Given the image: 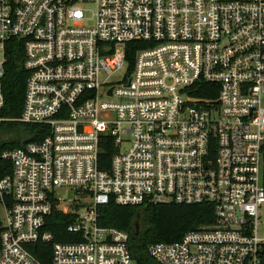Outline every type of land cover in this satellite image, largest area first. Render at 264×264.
Listing matches in <instances>:
<instances>
[{"label":"built area","instance_id":"1","mask_svg":"<svg viewBox=\"0 0 264 264\" xmlns=\"http://www.w3.org/2000/svg\"><path fill=\"white\" fill-rule=\"evenodd\" d=\"M12 40L18 121L46 134L0 152V264H41L37 243L51 264H135L128 233L99 224L111 202L211 206L147 247L158 264H264V0H0V110ZM52 211L73 241L45 229Z\"/></svg>","mask_w":264,"mask_h":264},{"label":"trees","instance_id":"2","mask_svg":"<svg viewBox=\"0 0 264 264\" xmlns=\"http://www.w3.org/2000/svg\"><path fill=\"white\" fill-rule=\"evenodd\" d=\"M131 57L132 52L129 51V61ZM21 60L22 51L16 46V41L8 42L5 75L2 81L4 105L0 110V152L20 148L28 142H38L46 134L44 127L40 125L23 124L18 121L27 76L20 66ZM103 151L101 167L105 169L112 155V148L108 145L103 146ZM10 174L9 162L0 159V180ZM98 214L101 226L128 233V249L135 264H158L147 253L150 244L177 242L187 232L213 222L212 208L208 204H166L138 208L118 206L111 202L99 207ZM69 222L67 215L52 211L46 220L45 229L54 234L55 241H73L72 236L65 232ZM135 223L138 224L136 235ZM28 248L41 264H51L49 245L37 243Z\"/></svg>","mask_w":264,"mask_h":264},{"label":"rangeland","instance_id":"3","mask_svg":"<svg viewBox=\"0 0 264 264\" xmlns=\"http://www.w3.org/2000/svg\"><path fill=\"white\" fill-rule=\"evenodd\" d=\"M88 201L89 200L87 198H84L82 203L87 204ZM261 217H262V223L264 224V212L261 214ZM3 219H4V211H3L2 207L0 206V222H2Z\"/></svg>","mask_w":264,"mask_h":264},{"label":"water","instance_id":"4","mask_svg":"<svg viewBox=\"0 0 264 264\" xmlns=\"http://www.w3.org/2000/svg\"><path fill=\"white\" fill-rule=\"evenodd\" d=\"M135 235L138 233V224L137 223H135Z\"/></svg>","mask_w":264,"mask_h":264}]
</instances>
